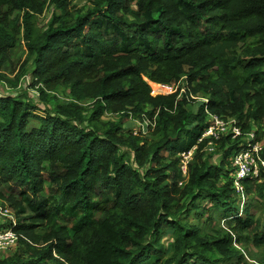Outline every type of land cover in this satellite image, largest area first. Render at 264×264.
I'll list each match as a JSON object with an SVG mask.
<instances>
[{
  "label": "trees",
  "instance_id": "obj_1",
  "mask_svg": "<svg viewBox=\"0 0 264 264\" xmlns=\"http://www.w3.org/2000/svg\"><path fill=\"white\" fill-rule=\"evenodd\" d=\"M20 41L25 63L0 81L16 89L27 75L39 105L0 94V200L14 212L0 230L17 236L0 264H240L237 246L264 253V223L248 202L238 210L243 195L264 201V171L237 193L230 158L243 137L221 136L208 156L209 139L199 142L206 108L243 133L264 125V0H0V66ZM182 77L207 103L151 96L149 82ZM60 87L71 101L51 95ZM129 115L152 120L151 139L133 135Z\"/></svg>",
  "mask_w": 264,
  "mask_h": 264
},
{
  "label": "rangeland",
  "instance_id": "obj_2",
  "mask_svg": "<svg viewBox=\"0 0 264 264\" xmlns=\"http://www.w3.org/2000/svg\"><path fill=\"white\" fill-rule=\"evenodd\" d=\"M71 2H72V5L79 7V6H82V4L86 3L87 0H71ZM50 19H51V10L49 8L48 9L46 8L45 10H43L42 13L35 15V25L37 26L38 29H42L47 25V23L49 22ZM25 58H26V48H25L24 44L22 43V41H20L17 44V46L10 52L8 59L5 61V65L0 66V72L5 74L11 80H13L16 73L24 65ZM30 63H28L26 65V68L31 66ZM29 82H30V78L27 75H25L21 79V81L19 82L18 88L15 89V88H10L7 83H3L0 81V94L4 95V96H6V95L22 96L20 94H24L26 92L29 94V96L30 95L33 96L36 99L35 100L36 103L39 105L37 97H36L37 94L35 93V91L28 88ZM172 85H173L172 86L173 91H172V93L171 92L169 93L168 90H166V91L159 90L158 88H160V87H158V86L153 87L151 82H149L150 89L151 90L154 89V91H156V93L151 94V96L155 97L157 95H170V94L176 93L177 99H178L181 96L185 97V95L187 94L189 105L198 107L200 104L205 103L207 96H204L201 94H198V95L192 94V92L190 91L189 83H187L185 81V77L180 78L179 81H177L176 83H173ZM48 93H50V92H48ZM51 95H56V97L60 101L67 102V101L72 100V97L69 95V90L64 89L62 87L58 88L56 91H51ZM85 101L82 102V103L85 102L84 103L85 107H89L90 104H92L94 102V100H85ZM52 104H54V102ZM149 108L151 109V107H149ZM208 112L209 111L207 109L206 110L207 114L205 113L207 116V121L210 120L213 115H215V114H212L209 112L210 114H212V115H210ZM102 119L105 121L113 122V121H117L119 119V117L117 114H108L107 113V114L102 116ZM230 119L231 118H228L227 120H230ZM124 123H125L124 125H126V124L130 125L129 130H132L133 132H135V131L138 132V135H136L137 137H140L143 139H151V133L153 132V129H154V124L152 123V120L145 119V121L143 123H141V121H139V119H133V118H131V115H129L128 118L124 119ZM29 125H36V122L31 120ZM121 126L123 127V125H121ZM250 128L255 130V132L259 138V143H260L259 145L261 147L260 153H261V152H263L262 148L264 147V125L258 126L255 123L251 122ZM261 143H262V145H261ZM202 152H203V154H205V156H208V155H212L215 152V150L209 151L208 149L205 148L202 150ZM219 158H220V154L217 155V153H215L213 156H211V159L209 161L212 164H217L219 161ZM1 188L2 187L0 186V190H1ZM239 198H240L239 199V208L240 209H238L239 212L242 213L243 208H245L244 207L245 202H248L249 207L250 208L253 207V209H252V211L254 213L253 219L255 221H259L260 225L263 224L264 223V201L259 200L255 197L248 199L244 195L239 197ZM1 202L2 201L0 200V224H6V225L9 224L10 225V223H13L14 212L9 208L7 210H5L1 206ZM249 207H247V208H249ZM242 215H243V213H242ZM193 222L200 226V223H198L197 221L193 220ZM214 225H215V228L224 226L225 225V219L223 217H220L217 215ZM8 226H6V227H8ZM16 242L9 248L0 249V258H8L11 256H15L14 252L16 249ZM169 242L170 241L168 239V235H165L163 237V243H165L167 248H169ZM237 248L239 249V258L241 261L240 264H264V253H263V251L256 249L250 245L245 246V247L237 246ZM235 261L236 260H233V262H235Z\"/></svg>",
  "mask_w": 264,
  "mask_h": 264
},
{
  "label": "built area",
  "instance_id": "obj_3",
  "mask_svg": "<svg viewBox=\"0 0 264 264\" xmlns=\"http://www.w3.org/2000/svg\"><path fill=\"white\" fill-rule=\"evenodd\" d=\"M157 85L160 86V88H158L159 90H168L169 93L173 91V85ZM163 87L166 89H163ZM155 93L156 91L153 89L150 94ZM205 103H207V99ZM206 110L207 108L205 109V113ZM207 122V127L199 139V142L208 138L209 142L206 149L209 151L214 150L213 142L219 140L221 136L230 137L231 140L243 137L244 142L239 141L238 149L230 158V167L234 170V188L237 193L242 194L241 182L245 179L255 181L259 178L260 173L264 171V159L262 157V152L260 153L261 147L259 145V138L253 129L249 130L248 133H243L236 119L224 120L213 115ZM132 133L133 135H138L137 131H132ZM194 150L195 148H192L190 151L180 154L179 168L180 173L184 177L187 175V164L191 160ZM16 240L17 236L10 228L0 230V249L11 247Z\"/></svg>",
  "mask_w": 264,
  "mask_h": 264
},
{
  "label": "bare ground",
  "instance_id": "obj_4",
  "mask_svg": "<svg viewBox=\"0 0 264 264\" xmlns=\"http://www.w3.org/2000/svg\"><path fill=\"white\" fill-rule=\"evenodd\" d=\"M154 86H157V85H153V87H154ZM158 87H160V86H158Z\"/></svg>",
  "mask_w": 264,
  "mask_h": 264
}]
</instances>
